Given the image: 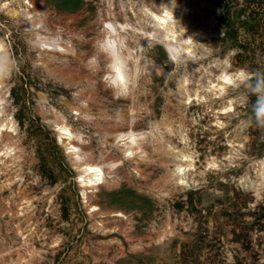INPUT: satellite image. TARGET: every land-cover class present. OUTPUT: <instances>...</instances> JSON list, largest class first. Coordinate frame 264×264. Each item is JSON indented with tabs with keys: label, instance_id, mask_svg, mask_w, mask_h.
<instances>
[{
	"label": "rangeland",
	"instance_id": "obj_1",
	"mask_svg": "<svg viewBox=\"0 0 264 264\" xmlns=\"http://www.w3.org/2000/svg\"><path fill=\"white\" fill-rule=\"evenodd\" d=\"M180 1L14 0L0 8L5 108L14 116L18 153L12 167L0 160V264H264V181L260 190L253 184L264 158L253 91L264 83V0H186V32L202 29L192 60L175 63L158 42L135 45L148 66L127 98L105 82V60L95 57L108 15L120 21L131 3L162 9ZM12 7L18 16L8 14ZM28 10L64 42L73 37L71 51H39L22 22ZM209 63L215 77L222 63L249 75L228 90L236 109L220 127L215 112L225 99L207 92L205 103L183 104L182 81L187 77L191 90L203 85L200 68ZM75 105L92 115L90 124L74 120ZM53 106L89 140L81 145L86 155L115 165L106 170L107 185L89 193L99 213L89 212L76 171L46 124L55 119ZM131 129L145 144L128 160L112 134ZM182 153L194 162L184 184L175 173ZM213 158L216 170L208 166ZM103 228L117 231L104 236Z\"/></svg>",
	"mask_w": 264,
	"mask_h": 264
},
{
	"label": "bare ground",
	"instance_id": "obj_2",
	"mask_svg": "<svg viewBox=\"0 0 264 264\" xmlns=\"http://www.w3.org/2000/svg\"><path fill=\"white\" fill-rule=\"evenodd\" d=\"M14 0H1V10L9 8ZM30 6V5H28ZM128 12L130 15H125L120 21H115V18L108 15L103 19L100 27V34L102 38L95 39V57L100 56L105 60L104 62V79L105 82L112 88V90L121 98H127L132 81L143 71V67L148 65L142 58L136 56V46L142 50V43L162 44L165 51L171 55V60L179 63V58L185 61L192 60V52L200 43L201 31L199 29L193 33L186 32V26L192 6L186 0H181L178 4H164L162 9H154L144 5H137L131 3L128 5ZM18 9L12 7L8 10L11 16H18ZM179 14L185 18L179 19ZM25 26L30 28L32 35V42L39 48V51L48 50L50 52H66L71 51V37L68 41L61 40L57 35L49 33L46 20L43 15L32 16L26 11L25 17L22 18ZM134 32L137 38L132 41L127 36ZM58 37V38H57ZM136 45V46H135ZM8 48L5 39L0 36V139L4 138L0 144V160L3 162L10 161L13 166L17 162L18 155L17 147L14 142L16 138V127L14 116L7 114L5 108L6 96L8 94L5 89V78L3 72L8 67L7 63ZM98 56V57H97ZM96 63V62H95ZM92 61L89 70L95 72V65ZM132 64H134L132 66ZM210 64H204L200 68L201 80L206 79V82L201 85L198 84L193 90L188 89L189 79L186 77L182 81V88L186 91L183 96V104L187 107L194 104H203L207 99V92H212L216 99H225L226 102L220 108L216 109L215 123L220 126L225 125L222 121V116H229L235 111L236 100L234 97L228 96L229 89H235L239 84L248 79L249 75L245 69L231 70L228 65L222 63L218 66L219 74L215 77L211 73ZM97 67V65H96ZM7 71V70H6ZM7 73V72H6ZM80 105L71 106V113L74 120L80 121L84 124H90L91 114L79 108ZM44 107H42L43 109ZM52 115L55 118L53 122L46 123L56 133L58 144L63 148L64 155L70 167L76 171L77 183L81 190V196L84 203L91 214L100 212L97 204L90 203L89 193L95 189L106 186L108 181L106 177V170H113L115 165L113 162L97 161L90 158L82 151L81 145L89 143L86 139L84 142V135L68 120L60 110L56 107L51 109ZM165 129H170L169 124L163 125ZM151 129V133L154 132ZM142 134L137 133L134 129L127 132H118L112 134L114 147L122 151L124 158L133 160L135 152L141 149L145 140ZM86 136V135H85ZM156 137H159L155 135ZM14 142V143H13ZM233 144V142H232ZM106 149L105 147H101ZM86 156V157H85ZM88 156V157H87ZM181 162L176 166L175 173L181 179L179 182L184 184V176L189 170L194 169L193 156L189 153H182L180 155ZM259 180L254 182V187L261 189V183L264 181V158L257 162ZM210 170L217 169V161L215 158L209 163ZM252 181V180H251ZM252 184V182H250ZM26 202H29L26 198ZM116 227V226H115ZM103 235H111L117 231V228H103ZM115 241L116 238L114 237ZM162 240V239H160Z\"/></svg>",
	"mask_w": 264,
	"mask_h": 264
},
{
	"label": "clouds",
	"instance_id": "obj_3",
	"mask_svg": "<svg viewBox=\"0 0 264 264\" xmlns=\"http://www.w3.org/2000/svg\"><path fill=\"white\" fill-rule=\"evenodd\" d=\"M253 91L257 95L255 114L258 119L264 120V99H261L264 96V83L254 88Z\"/></svg>",
	"mask_w": 264,
	"mask_h": 264
},
{
	"label": "water",
	"instance_id": "obj_4",
	"mask_svg": "<svg viewBox=\"0 0 264 264\" xmlns=\"http://www.w3.org/2000/svg\"><path fill=\"white\" fill-rule=\"evenodd\" d=\"M86 157V156H85ZM88 157V156H87Z\"/></svg>",
	"mask_w": 264,
	"mask_h": 264
}]
</instances>
